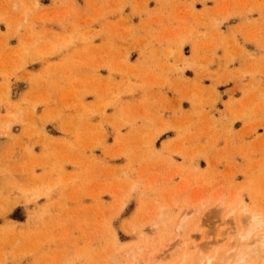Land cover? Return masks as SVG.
<instances>
[{
	"label": "rangeland",
	"instance_id": "1",
	"mask_svg": "<svg viewBox=\"0 0 264 264\" xmlns=\"http://www.w3.org/2000/svg\"><path fill=\"white\" fill-rule=\"evenodd\" d=\"M248 214L264 0H0V264H263Z\"/></svg>",
	"mask_w": 264,
	"mask_h": 264
},
{
	"label": "bare ground",
	"instance_id": "2",
	"mask_svg": "<svg viewBox=\"0 0 264 264\" xmlns=\"http://www.w3.org/2000/svg\"><path fill=\"white\" fill-rule=\"evenodd\" d=\"M35 4H37V3H35ZM242 214H246V211H245V213L242 212ZM231 215L233 216V210H232V212H231V214L229 216L230 219H231ZM247 217H248L247 218V221L244 224H243L244 220H242V218H240V217L239 218H237V216L234 217L235 219H237L236 220L237 222L235 221V219H232V220L235 221V223H240V225L243 224L242 226L239 227V233H237V236L234 235L237 238L239 236V243H237L238 245L235 248V249H237V254L234 253V255L236 254V256H234V255L232 256V257H235V259H236L237 255L238 256H241V258H243L245 256L247 258H249V255L250 254H253V253L255 255H257L256 249H255V245L258 244L259 245V248H260V246H263L264 245V232H262L263 231V227H264V220H263V218L261 216L257 215V214H248ZM259 230H262V231H259ZM253 237L254 238L256 237V239H254ZM177 252H178V250H177ZM131 255L133 256L132 253H131ZM204 257H205V255H204ZM182 258L185 259L183 255H182ZM202 259H206V258H200V259H198V261L201 260L199 262V264H202L203 263V260ZM237 259H238V257H237ZM239 259H240V257H239ZM240 261L242 262L243 259H240ZM182 262H183V260H182ZM243 263H244V261L242 262V264ZM205 264H216L215 258L214 257H208L207 258V263H205ZM235 264H237V263H235ZM248 264H250V263H248Z\"/></svg>",
	"mask_w": 264,
	"mask_h": 264
}]
</instances>
